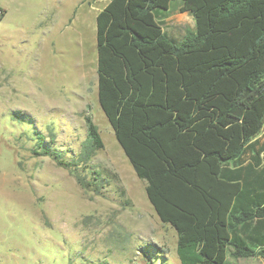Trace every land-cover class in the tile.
Returning <instances> with one entry per match:
<instances>
[{
  "label": "trees",
  "instance_id": "1",
  "mask_svg": "<svg viewBox=\"0 0 264 264\" xmlns=\"http://www.w3.org/2000/svg\"><path fill=\"white\" fill-rule=\"evenodd\" d=\"M171 1L109 0L98 11L97 102L155 214L175 231L180 264H235L228 248L264 260L263 237L247 232L264 225V0H175L194 21L178 40L158 21ZM84 121L76 155L32 152L86 189L103 184L89 161L104 143Z\"/></svg>",
  "mask_w": 264,
  "mask_h": 264
},
{
  "label": "rangeland",
  "instance_id": "2",
  "mask_svg": "<svg viewBox=\"0 0 264 264\" xmlns=\"http://www.w3.org/2000/svg\"><path fill=\"white\" fill-rule=\"evenodd\" d=\"M92 1L0 0V264H180L175 231L97 102L95 17L107 0ZM86 115L104 145L89 161L103 184L85 189L32 150L76 155Z\"/></svg>",
  "mask_w": 264,
  "mask_h": 264
},
{
  "label": "crops",
  "instance_id": "3",
  "mask_svg": "<svg viewBox=\"0 0 264 264\" xmlns=\"http://www.w3.org/2000/svg\"><path fill=\"white\" fill-rule=\"evenodd\" d=\"M85 1H87L88 3L91 2V0H85ZM108 1L109 0H107L106 3ZM92 2H94V0ZM106 3L104 4V6L106 5ZM172 3H173V5H172ZM47 13L48 14L46 15L47 16L46 18L49 20H52V18H54L53 12H51V10L49 9V10H47ZM164 13H165L164 15L158 16V21L162 25L163 32H165V34L173 40H178L185 33L186 30H185V28H184L185 26L183 24L184 21L186 22V20L189 19L194 24L193 18L189 13L178 11V1H175V0L171 1L169 4V9ZM58 17H59V12H58ZM63 18H64V14H63ZM62 23L64 24V20H62ZM176 25L180 26V27H178L177 30L175 29V28H177V27H175ZM171 26H174V27L171 30H169V28ZM96 94H97V74H96ZM253 226H254V223H252L249 226L247 232L254 235V236L263 237V238H261V241L264 242V225L260 226L258 230L257 229L254 230ZM242 237H245V236L243 235ZM260 247L261 246H257L256 249H259ZM229 249L230 248H228V251H227V259L230 262H233L236 264H242V262L245 259L254 258V259L260 260L261 263L264 264V260L262 258H260L259 256L232 257L229 254Z\"/></svg>",
  "mask_w": 264,
  "mask_h": 264
}]
</instances>
